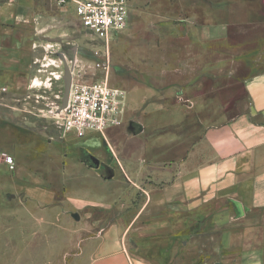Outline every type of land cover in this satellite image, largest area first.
Returning a JSON list of instances; mask_svg holds the SVG:
<instances>
[{
  "label": "rangeland",
  "instance_id": "obj_1",
  "mask_svg": "<svg viewBox=\"0 0 264 264\" xmlns=\"http://www.w3.org/2000/svg\"><path fill=\"white\" fill-rule=\"evenodd\" d=\"M263 2L131 0L130 26L113 36L108 48L80 27L71 7L70 25L55 23L46 34L42 33L47 27L40 28L33 18L6 24L0 32V67L7 65L6 75L0 79V264H85L90 238L107 224L103 221L117 214L131 227L129 238L141 252L160 258L162 264L188 261L180 243L174 249L167 245L172 240L159 239L156 222L133 224L131 218L124 217L126 208L81 211L65 202L70 185L94 181L75 165L66 168V162L78 163L83 151L97 158L94 147L102 144L97 134L82 139L59 137L55 110L63 90V73L61 78L53 74L63 72V64L56 54H65L70 62L75 48L72 69L94 81L104 77L102 68L108 61L109 84L121 89L135 86L146 95L174 92L180 103V90L198 81L189 76L197 63L202 65L201 78L218 86L227 82L226 73L220 72L234 59L241 61L238 81L264 71V29L238 33L230 26L227 36L215 29L212 40L202 42L200 37L206 17L218 23H236V12L250 9V22L264 21L259 10ZM176 72L187 76L181 78ZM33 76L49 78L50 87H29L28 79ZM5 155L13 158L14 170L4 164Z\"/></svg>",
  "mask_w": 264,
  "mask_h": 264
},
{
  "label": "crops",
  "instance_id": "obj_2",
  "mask_svg": "<svg viewBox=\"0 0 264 264\" xmlns=\"http://www.w3.org/2000/svg\"><path fill=\"white\" fill-rule=\"evenodd\" d=\"M70 7L75 15L71 4L61 8L54 0H0V32L10 21L33 18L47 27L46 34L55 23L70 25ZM245 10L236 12V23L206 17L201 41L212 40L215 29L227 36L230 26L238 33L264 29V21L250 22L251 10ZM259 10L264 16V2ZM231 64L220 72L227 82L218 86L201 78L197 63L189 76L198 81L180 90V103L174 92L156 93L153 86L152 95L135 86L122 89L120 123L95 136L102 147H94L98 159L90 157L99 166L84 163L85 151L78 163L66 162V168L75 165L94 180L70 185L67 205L81 211L126 208L124 217L133 224L156 222L159 239L172 240L167 245L174 249L180 243L187 252L188 261L175 264H264V71L238 81L241 61ZM6 69L0 67V79ZM124 221L119 214L103 221L107 224L89 240L85 264H162L134 246Z\"/></svg>",
  "mask_w": 264,
  "mask_h": 264
},
{
  "label": "built area",
  "instance_id": "obj_3",
  "mask_svg": "<svg viewBox=\"0 0 264 264\" xmlns=\"http://www.w3.org/2000/svg\"><path fill=\"white\" fill-rule=\"evenodd\" d=\"M54 1L61 8L71 4L80 27L101 40L106 48L113 36L130 26L131 0ZM67 62L70 66V62ZM107 64L108 61L102 68L104 77L98 81L79 76L73 67L67 105L58 111L59 100L55 110L56 127L62 137L73 135L82 139L90 134L102 135L105 130L120 123L125 106V93L121 88L109 84ZM62 73L61 71L53 76L61 78ZM31 82L32 87H50L49 78L42 80L34 77ZM4 164L9 170H14V160L11 156L5 155Z\"/></svg>",
  "mask_w": 264,
  "mask_h": 264
},
{
  "label": "water",
  "instance_id": "obj_4",
  "mask_svg": "<svg viewBox=\"0 0 264 264\" xmlns=\"http://www.w3.org/2000/svg\"><path fill=\"white\" fill-rule=\"evenodd\" d=\"M73 55L70 59V63H73L75 61V56H76V49L72 48ZM56 57L62 62L63 64V76H62V84H63V90L60 98V107L58 111L63 110L68 101L69 97V91H70V85L72 81V66L68 64L67 62V56L63 53H57ZM130 129L133 130L134 134H138L140 132V129L135 130V125L131 124ZM91 161L94 164L95 167L99 166V161L93 157H91Z\"/></svg>",
  "mask_w": 264,
  "mask_h": 264
},
{
  "label": "trees",
  "instance_id": "obj_5",
  "mask_svg": "<svg viewBox=\"0 0 264 264\" xmlns=\"http://www.w3.org/2000/svg\"><path fill=\"white\" fill-rule=\"evenodd\" d=\"M83 161H84V163H85L87 166H89V167H91V168H94V166L92 165V161H91V157H90V156L85 155Z\"/></svg>",
  "mask_w": 264,
  "mask_h": 264
},
{
  "label": "bare ground",
  "instance_id": "obj_6",
  "mask_svg": "<svg viewBox=\"0 0 264 264\" xmlns=\"http://www.w3.org/2000/svg\"><path fill=\"white\" fill-rule=\"evenodd\" d=\"M58 78V77H57Z\"/></svg>",
  "mask_w": 264,
  "mask_h": 264
}]
</instances>
